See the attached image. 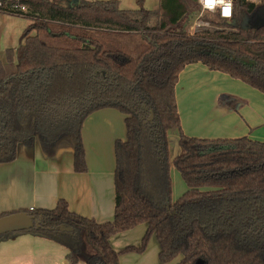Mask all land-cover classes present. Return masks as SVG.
Here are the masks:
<instances>
[{"label":"trees","instance_id":"trees-1","mask_svg":"<svg viewBox=\"0 0 264 264\" xmlns=\"http://www.w3.org/2000/svg\"><path fill=\"white\" fill-rule=\"evenodd\" d=\"M75 1L24 0L29 12L20 17L31 24L17 62L11 49L0 59V165L38 141L48 156L72 148L75 171L85 173L83 124L116 109L127 137L115 144L114 218L98 223L62 199L54 209L23 211L39 224L28 233L63 246L69 264H120L121 254L144 253L153 236L161 264H264V142L189 137L176 98L181 72L195 63L264 94V0H236L231 23L206 14L214 28L232 29L208 38L187 35L196 0H160L155 11L145 0L135 11L116 0ZM129 34L140 42L119 39ZM227 97L236 110L239 100ZM172 130L183 152L171 161ZM171 166L188 187L176 202ZM140 224V246L117 252L111 239Z\"/></svg>","mask_w":264,"mask_h":264},{"label":"crops","instance_id":"crops-1","mask_svg":"<svg viewBox=\"0 0 264 264\" xmlns=\"http://www.w3.org/2000/svg\"><path fill=\"white\" fill-rule=\"evenodd\" d=\"M222 96L239 100L236 110L223 106ZM176 98L185 135L212 140L248 137L264 142V94L245 83L202 63L190 64L179 76ZM81 135L85 173L75 171L72 148L63 147L48 156L38 141L33 147L20 146L17 160L0 165V216L54 209L63 199L76 214L98 223L112 221L115 144L126 140L125 115L113 108L96 111L85 120ZM146 230L147 226L140 224L114 236L111 244L117 252L138 247ZM159 250L153 236L144 253L121 254L120 264H161ZM66 255L55 241L33 233H16L0 240V264H69Z\"/></svg>","mask_w":264,"mask_h":264},{"label":"rangeland","instance_id":"rangeland-1","mask_svg":"<svg viewBox=\"0 0 264 264\" xmlns=\"http://www.w3.org/2000/svg\"><path fill=\"white\" fill-rule=\"evenodd\" d=\"M90 1H111V0H90ZM119 3V7L122 10L135 11L139 9V6L136 3V0H116ZM75 0H65V4H74ZM160 6V0H145L143 8L149 11H155ZM260 15H264V8H259ZM31 24V20L25 17L12 16L0 13V59L4 62L6 61V52L11 49L15 53V63L17 62L16 52L18 51L20 45L23 43V34L27 27ZM193 24V23H192ZM191 24V25H192ZM222 33L226 35L232 32V29L226 28H214L213 26L210 29H204L199 32L197 35H200L204 38L213 37L217 33ZM119 39L124 42L126 45L135 46L140 42V38L135 34L125 35L119 37ZM227 97V96H226ZM224 97L225 100L220 102L223 106H227L226 102L228 97ZM169 142H170V160L182 154V149L178 145V134L176 130L169 132ZM170 174L173 183V202H176L181 198L185 192L188 190L186 184L183 182V179L179 171L171 166ZM57 243V242H56ZM58 244V243H57ZM59 247L65 249L63 246L58 244ZM34 247H30L33 249ZM66 250V249H65ZM67 251V250H66ZM83 264V263H81Z\"/></svg>","mask_w":264,"mask_h":264},{"label":"clouds","instance_id":"clouds-1","mask_svg":"<svg viewBox=\"0 0 264 264\" xmlns=\"http://www.w3.org/2000/svg\"><path fill=\"white\" fill-rule=\"evenodd\" d=\"M202 6L200 17L197 18L187 31L189 37H194L197 30L200 28H208L210 25L202 17L206 14L215 15L217 8H219L220 17L227 21L232 22L234 14L233 0H199Z\"/></svg>","mask_w":264,"mask_h":264},{"label":"water","instance_id":"water-1","mask_svg":"<svg viewBox=\"0 0 264 264\" xmlns=\"http://www.w3.org/2000/svg\"><path fill=\"white\" fill-rule=\"evenodd\" d=\"M37 228H39V224L25 212L0 217V237L16 233H27Z\"/></svg>","mask_w":264,"mask_h":264},{"label":"built area","instance_id":"built-area-1","mask_svg":"<svg viewBox=\"0 0 264 264\" xmlns=\"http://www.w3.org/2000/svg\"><path fill=\"white\" fill-rule=\"evenodd\" d=\"M196 1H197L198 6L200 7V12L197 15V17L195 18V20L200 17V14L202 12V6H201L199 0H196ZM248 1L251 3H254V4H258L261 2V0H248ZM233 2H234V10H235L236 0H233ZM28 12H29L28 7H27L26 3L24 2V0H0V13L1 14L12 15V16H23V15H26ZM209 15H211V14H209ZM204 16L202 17L203 20H204ZM213 16H219L220 17L219 8H217L216 13ZM233 17H234V14H233ZM207 23L210 25V27L198 29L196 34H198L199 32H201L204 29H210L212 27V25L209 22H207Z\"/></svg>","mask_w":264,"mask_h":264}]
</instances>
